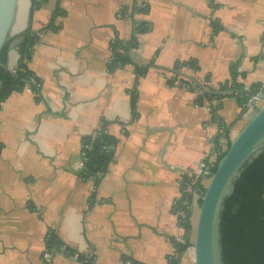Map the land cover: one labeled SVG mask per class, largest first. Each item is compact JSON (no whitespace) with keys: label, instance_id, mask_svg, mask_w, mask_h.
Listing matches in <instances>:
<instances>
[{"label":"crops","instance_id":"1","mask_svg":"<svg viewBox=\"0 0 264 264\" xmlns=\"http://www.w3.org/2000/svg\"><path fill=\"white\" fill-rule=\"evenodd\" d=\"M28 30L40 34L29 69L41 89L15 92L0 108V264H194L193 248L180 255L177 245L194 239L203 163L250 117L238 98H226L221 126L211 108L218 102L200 104L202 92L182 80L218 91L237 64L243 90L261 91L264 0H45L37 8L18 0L11 39ZM116 39L136 41L134 64L110 72ZM179 63L186 78L173 72ZM135 67L148 71L137 80ZM104 122L117 144L96 184L83 178L82 141ZM187 184L190 232L176 206ZM51 235L83 259L60 250L45 261Z\"/></svg>","mask_w":264,"mask_h":264},{"label":"trees","instance_id":"2","mask_svg":"<svg viewBox=\"0 0 264 264\" xmlns=\"http://www.w3.org/2000/svg\"><path fill=\"white\" fill-rule=\"evenodd\" d=\"M60 1V0H58ZM45 0H34L35 8L42 6ZM140 13H146L148 6L143 5L139 8ZM64 13L59 8L52 17L48 30L56 32L60 29V25H56V19L63 17ZM14 40H19L17 50L19 52L20 61L14 72L8 71L6 68L0 67V108L1 105L15 92H22L25 88L32 89L37 96H39L41 89V80L34 75L29 69V64L32 60L33 50L40 40V34L31 32L30 30L22 33L18 37L12 38L7 48L1 55V61L7 65L8 51L10 44ZM137 45L135 40L124 43L116 39L112 45V60L108 65L110 72L117 69H123L127 65H133V60L130 51ZM184 63H179L174 69L177 77L186 78L181 74V69ZM192 70H197V64L190 62L187 64ZM148 68L135 67L137 80L143 77ZM231 79L220 87L218 91L211 90L206 86L199 85L191 78L182 80L183 83L196 85L202 94L199 98V103L204 101L218 102L213 105L212 113L215 121L222 122L217 116V110L221 108V101L226 98L236 97L240 100L242 105L247 100L244 95L237 94L236 90H243L240 79L244 75L238 71V65L231 66ZM189 80L191 82H189ZM40 100V97L38 98ZM138 96L136 93L132 94L131 106L134 117H137ZM106 123H103L100 131L91 137H86L82 141V153L84 158V172L83 178L86 180L92 179L98 184L101 178L105 175L109 165L114 160V147L117 140L106 133ZM225 133H228V127H223ZM232 140L227 138L225 145L216 151V158L211 167L215 171L219 162L226 155ZM92 147V149H91ZM2 146L0 145V152ZM189 180V179H188ZM200 180V179H199ZM197 181L195 190H199L198 208L201 204L202 196L205 192V186L201 181ZM190 184H187V189L184 188L182 198L179 202L178 208H183L186 211V217L183 220V227L187 232L192 230V225L189 221L188 203H191L192 193L187 192ZM219 238L221 259L223 264H264V151L248 163L240 173L238 179L232 185L231 194L226 197L222 204L220 213ZM189 245V240H186L185 245H177L178 252L181 255ZM47 248L53 252H58L65 248L62 242L51 235L47 240ZM69 255H78L75 251L66 248ZM79 260L83 259L78 255ZM132 264H139L131 261ZM172 264H178L177 260H173Z\"/></svg>","mask_w":264,"mask_h":264},{"label":"water","instance_id":"3","mask_svg":"<svg viewBox=\"0 0 264 264\" xmlns=\"http://www.w3.org/2000/svg\"><path fill=\"white\" fill-rule=\"evenodd\" d=\"M18 0H0V67L10 72L8 65L1 61V55L8 47L17 15ZM247 100L258 96L264 100V88L261 91L236 90ZM213 105H211L212 107ZM255 114L234 138L226 155L216 170H210L203 178L208 181L198 208L193 239L194 264H223L221 259L219 225L223 201L231 194L232 185L238 179L243 168L264 151V107L258 102L252 103ZM92 149V147H91Z\"/></svg>","mask_w":264,"mask_h":264},{"label":"built area","instance_id":"4","mask_svg":"<svg viewBox=\"0 0 264 264\" xmlns=\"http://www.w3.org/2000/svg\"><path fill=\"white\" fill-rule=\"evenodd\" d=\"M111 51H112V48H111ZM255 102H258L260 107H264V100L259 99L258 96H254L252 99H250L248 101H245V103L242 105V109H243V112H244L245 116L251 118L255 114V109L252 107V103H255ZM211 165H207V164L203 163V167L205 168V174L208 173V175H210V170L212 169ZM196 193L199 194V192H197V190H196ZM190 205H191V203H190ZM176 206L178 207V205H176ZM192 245H193V241H192ZM61 251L62 252H66L67 254H69L65 250V248H62ZM53 253H54L53 251H51L48 248H46L45 253L43 255L44 256V260L49 262L51 260V258H52ZM70 256H72L75 259H78V255H70ZM126 264H132V262L127 260Z\"/></svg>","mask_w":264,"mask_h":264}]
</instances>
